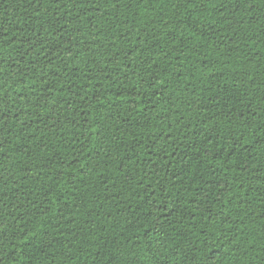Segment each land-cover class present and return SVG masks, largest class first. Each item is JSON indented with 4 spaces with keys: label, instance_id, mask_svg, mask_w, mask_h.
<instances>
[{
    "label": "trees",
    "instance_id": "obj_1",
    "mask_svg": "<svg viewBox=\"0 0 264 264\" xmlns=\"http://www.w3.org/2000/svg\"><path fill=\"white\" fill-rule=\"evenodd\" d=\"M0 97V264H264V0H0Z\"/></svg>",
    "mask_w": 264,
    "mask_h": 264
},
{
    "label": "snow or ice",
    "instance_id": "obj_2",
    "mask_svg": "<svg viewBox=\"0 0 264 264\" xmlns=\"http://www.w3.org/2000/svg\"><path fill=\"white\" fill-rule=\"evenodd\" d=\"M32 2H33V0H29L30 4ZM36 2L40 3L41 0H36ZM45 2L48 4L49 8H51V7H59L60 6V0H45ZM119 2H124V0H119ZM201 2H203V0H201ZM114 6H116V5L114 4ZM193 6H194V4H193ZM66 70H72V69H69L68 66L65 65V68L61 69V71H66ZM74 71L78 75L80 71H83V69H81L79 66H77ZM85 75H88V73L86 72ZM69 79H71V77H69ZM50 86H54V85H50ZM3 102H4V98L0 97V104H2ZM3 119H4V117L2 115H0V120H3ZM2 144H3V141H0V146H2ZM108 259L110 261L112 258L109 257Z\"/></svg>",
    "mask_w": 264,
    "mask_h": 264
}]
</instances>
